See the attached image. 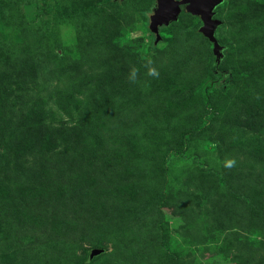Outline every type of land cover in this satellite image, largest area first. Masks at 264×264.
Returning a JSON list of instances; mask_svg holds the SVG:
<instances>
[{
	"label": "rangeland",
	"instance_id": "1",
	"mask_svg": "<svg viewBox=\"0 0 264 264\" xmlns=\"http://www.w3.org/2000/svg\"><path fill=\"white\" fill-rule=\"evenodd\" d=\"M155 1L0 0V264H264V0Z\"/></svg>",
	"mask_w": 264,
	"mask_h": 264
},
{
	"label": "water",
	"instance_id": "2",
	"mask_svg": "<svg viewBox=\"0 0 264 264\" xmlns=\"http://www.w3.org/2000/svg\"><path fill=\"white\" fill-rule=\"evenodd\" d=\"M221 2L222 0H156L148 22V30L154 35V44L160 39L158 29L176 21L183 8L186 13L198 17L201 22L198 32L212 45V53L218 60L222 56V46L215 37V29L221 21L213 16L214 9Z\"/></svg>",
	"mask_w": 264,
	"mask_h": 264
},
{
	"label": "trees",
	"instance_id": "3",
	"mask_svg": "<svg viewBox=\"0 0 264 264\" xmlns=\"http://www.w3.org/2000/svg\"><path fill=\"white\" fill-rule=\"evenodd\" d=\"M149 31V30H148ZM150 32V31H149ZM152 34V33H151ZM153 35V34H152ZM153 40H154V35H153ZM153 42V41H152ZM229 73H230V76L232 75V76H234L235 75V73L234 72H230L229 71ZM214 76L216 77V78H220V77H222V71H217V72H215L214 73Z\"/></svg>",
	"mask_w": 264,
	"mask_h": 264
},
{
	"label": "clouds",
	"instance_id": "4",
	"mask_svg": "<svg viewBox=\"0 0 264 264\" xmlns=\"http://www.w3.org/2000/svg\"><path fill=\"white\" fill-rule=\"evenodd\" d=\"M133 71H135V70H133ZM147 71H148V74L151 75V76H156L157 75V72L155 71L154 68L149 67L147 69Z\"/></svg>",
	"mask_w": 264,
	"mask_h": 264
},
{
	"label": "flooded vegetation",
	"instance_id": "5",
	"mask_svg": "<svg viewBox=\"0 0 264 264\" xmlns=\"http://www.w3.org/2000/svg\"><path fill=\"white\" fill-rule=\"evenodd\" d=\"M183 10H184V9H183ZM151 14H152V13H151ZM213 17H214V18H216V17H215V14H214V16H213ZM216 19H217V18H216ZM148 22H149V21H148ZM158 31H159V29H158ZM152 44H154V40H153Z\"/></svg>",
	"mask_w": 264,
	"mask_h": 264
}]
</instances>
